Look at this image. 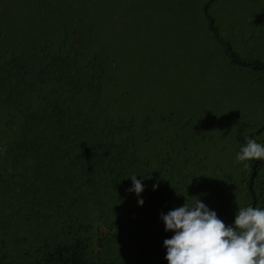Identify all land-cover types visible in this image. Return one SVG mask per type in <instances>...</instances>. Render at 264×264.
<instances>
[{
  "label": "trees",
  "instance_id": "obj_1",
  "mask_svg": "<svg viewBox=\"0 0 264 264\" xmlns=\"http://www.w3.org/2000/svg\"><path fill=\"white\" fill-rule=\"evenodd\" d=\"M93 15L89 0H0V264H168L162 213L199 198L231 225L239 207L264 209V161L232 174L171 139L140 152L152 136L107 112L113 65L94 49ZM208 19L229 65L264 84L252 36L240 56ZM243 131L236 155L264 144V116Z\"/></svg>",
  "mask_w": 264,
  "mask_h": 264
},
{
  "label": "rangeland",
  "instance_id": "obj_2",
  "mask_svg": "<svg viewBox=\"0 0 264 264\" xmlns=\"http://www.w3.org/2000/svg\"><path fill=\"white\" fill-rule=\"evenodd\" d=\"M94 49L112 61L107 112L151 135L142 154L168 139L192 161L235 173L234 133L264 116L259 74L229 65L207 29L208 17L240 56L243 33L264 62V20L257 0H89ZM253 20V23H252ZM264 133V131H263Z\"/></svg>",
  "mask_w": 264,
  "mask_h": 264
},
{
  "label": "clouds",
  "instance_id": "obj_3",
  "mask_svg": "<svg viewBox=\"0 0 264 264\" xmlns=\"http://www.w3.org/2000/svg\"><path fill=\"white\" fill-rule=\"evenodd\" d=\"M235 160L245 168L253 160L264 161V144L247 139ZM136 177L131 176L129 191L139 196L143 184ZM138 204L142 205L143 200ZM160 218L165 231L174 233L163 242L168 264H264V209L239 207L234 222L226 225L198 198L192 204L185 202L162 213Z\"/></svg>",
  "mask_w": 264,
  "mask_h": 264
}]
</instances>
